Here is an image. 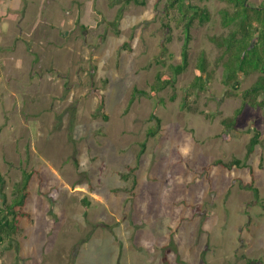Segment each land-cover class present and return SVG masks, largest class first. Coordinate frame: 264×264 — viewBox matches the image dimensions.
I'll return each mask as SVG.
<instances>
[{"label":"rangeland","instance_id":"obj_1","mask_svg":"<svg viewBox=\"0 0 264 264\" xmlns=\"http://www.w3.org/2000/svg\"><path fill=\"white\" fill-rule=\"evenodd\" d=\"M170 1L0 0L8 199L31 174L29 215L0 244V264H264V109L245 104L233 127L222 125L264 74L241 76L238 90L225 84L216 59L246 43L225 27L232 5L186 0L209 16L193 20L186 70L151 94L180 63L192 13ZM253 14L264 35V8ZM203 55L205 83L192 87ZM233 158L243 165H214Z\"/></svg>","mask_w":264,"mask_h":264},{"label":"trees","instance_id":"obj_2","mask_svg":"<svg viewBox=\"0 0 264 264\" xmlns=\"http://www.w3.org/2000/svg\"><path fill=\"white\" fill-rule=\"evenodd\" d=\"M118 1L119 0H117V2ZM185 1L186 0H171L167 6V8L174 7L178 9V11L182 13V17H185L184 15L190 10H192V13L188 17H185L184 20V38L182 46H180L181 61L179 64L174 65L172 67L171 77L163 75L156 78V83L152 84L151 86V94H155L156 90L170 84L171 80H173L175 76L179 75L181 72L186 70L189 65V48L187 47L190 40L189 31L193 24V20L197 19L200 23H203V21L209 16L204 7L189 4H187V7H184L183 3ZM222 1H224L228 5H232L231 9H233V15H231V19L227 21L228 23L226 25L224 24L225 27L232 26V36L234 37L235 35L240 34L242 39H245L246 43L245 46H243L241 49L242 51L240 53H242V55L235 57L227 56V58L224 59V56L222 57L223 53H221L219 58L216 59L215 64L216 66L222 65L224 69V83L231 86L232 90H238L240 86L241 76L248 75L249 72L252 70L259 71L261 74H264V35L259 29V24L254 22L253 20V11L260 7L264 8V0L262 2L263 6L259 5L260 7L252 6L248 3V0ZM130 2H136V0H124L125 4ZM230 10H226V13ZM119 17L120 14L118 15V18ZM253 31H255L256 33L252 34ZM259 37L262 40L260 41L261 44H259ZM220 38H222V36H212L209 39L212 43L217 46L216 48H219L221 50L225 49V53L231 52V46H229L228 44L229 40H225V42L221 43ZM258 45H260V48H258ZM251 52L254 55H257L255 60L252 58L253 54ZM205 73H207V60L205 55H203L202 57H199V60L197 62V66L195 69V79L192 84V87L196 86L199 82L205 83V79L207 77V74ZM135 91L144 95L146 94L144 91ZM261 94H264V76H260L259 79L249 89L240 93L242 97L241 107L236 109L233 116L223 120L222 125H225V127H233L235 125L237 116L241 113L245 104L255 105L264 109V98L258 100V97ZM103 106V100L100 99V109H103ZM152 116H154V114H152ZM158 121L159 120H157V122ZM158 129L159 125L156 124L155 128L149 129L148 134L153 135L158 131ZM257 144L258 133L254 132L247 145V150L245 152L247 156L254 150ZM214 165L231 169L233 167H240L243 165V163L241 159L233 158L229 162H224L222 161V159L216 160L214 161ZM30 177L31 174H29L28 172L24 173L22 181L17 184L22 185V188H14V190L12 191L11 199H8L7 195L3 192L2 188L0 187V244L3 243L5 240L12 239V236L19 231V226L21 225L22 219L28 217L29 215L28 212L25 210V207L26 199L28 197L27 186ZM1 180L2 179L0 178V182Z\"/></svg>","mask_w":264,"mask_h":264}]
</instances>
